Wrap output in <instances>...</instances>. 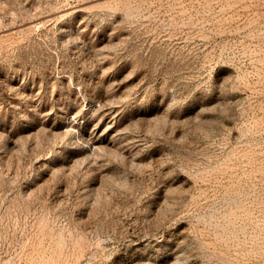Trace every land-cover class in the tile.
I'll use <instances>...</instances> for the list:
<instances>
[{
  "label": "rangeland",
  "instance_id": "374dc122",
  "mask_svg": "<svg viewBox=\"0 0 264 264\" xmlns=\"http://www.w3.org/2000/svg\"><path fill=\"white\" fill-rule=\"evenodd\" d=\"M0 264H264V0H0Z\"/></svg>",
  "mask_w": 264,
  "mask_h": 264
}]
</instances>
